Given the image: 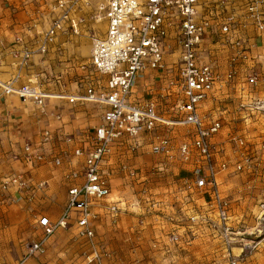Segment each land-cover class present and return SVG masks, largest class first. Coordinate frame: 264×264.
I'll return each mask as SVG.
<instances>
[{"label": "built area", "instance_id": "2783aa9c", "mask_svg": "<svg viewBox=\"0 0 264 264\" xmlns=\"http://www.w3.org/2000/svg\"><path fill=\"white\" fill-rule=\"evenodd\" d=\"M97 17L106 22V33L93 39L90 63L80 67L79 84L86 86L82 96L64 92L48 93L41 86L14 81L0 85L5 94H15L40 108L50 97L82 100L101 109L99 122L87 139L73 133L64 136L44 129L39 142H26L20 159L27 169L2 177L0 192L14 190L27 198L48 186L33 183L30 171L50 162L64 164V157L82 159L63 175L67 200L60 215H42L40 236L26 244L17 264L44 252L50 237L61 228L75 227L76 236L90 240L93 251L88 262L104 264L107 253L97 249L93 206L106 203L104 214L114 218L120 211V198L113 197V179L122 161L123 169L135 171L123 159L144 151L162 160L152 166L188 169L179 178L180 206L174 210L171 230L154 238L161 252L185 248L191 239L207 229L223 240L228 264H240L234 253L241 243L243 229L235 223L232 204L223 194L220 177L253 170L264 159V62L254 53L255 43L248 36L250 26L264 34V0H99ZM47 29L40 33L38 48L26 46L17 54L27 66L34 54L44 53L61 30L79 32L80 20L72 16L73 2L59 0ZM179 52L169 63L171 48ZM226 56L220 66L217 51ZM173 64H176L175 66ZM168 77L169 109L161 108L151 97H133L138 77L149 71L171 73ZM168 76V74H167ZM177 88V89H175ZM177 91L175 95L174 92ZM60 118V114L56 113ZM62 137V138H61ZM234 149L230 156V147ZM70 145L64 154L50 156L45 145L56 139ZM237 229V230H236Z\"/></svg>", "mask_w": 264, "mask_h": 264}, {"label": "rangeland", "instance_id": "374dc122", "mask_svg": "<svg viewBox=\"0 0 264 264\" xmlns=\"http://www.w3.org/2000/svg\"><path fill=\"white\" fill-rule=\"evenodd\" d=\"M58 1L9 0V17L17 20L18 23H25L26 31L44 30L48 27L51 18L57 14ZM67 1L73 2L72 16L76 12L77 15L74 17L81 22L78 33L84 35L90 33L87 40L93 44V39L100 37L98 29L103 32L105 26L104 21L97 17V6L100 1ZM79 9L84 10L79 12ZM86 23L89 25L86 26ZM98 23H101L100 27L97 26ZM84 29L89 30V33ZM66 34L77 33L68 31ZM176 48L172 46L167 55L169 63L176 62L178 59L179 52ZM224 58L225 66L226 56ZM157 75L160 76L157 77ZM168 77H171L174 82L177 81L175 69L171 73L149 71L140 75L135 85L137 84L140 89L144 88V98L151 97L159 103L161 108L169 109ZM174 93L176 95L177 91ZM94 109L99 114L94 116L92 125L99 122L101 114L100 109ZM221 139L229 148L230 146L225 144L228 139L224 137ZM233 149V147L229 149L230 156ZM114 160L117 170L113 176V197L120 198V211L114 218L102 223L98 228L102 229L100 237L108 251L106 264H228L223 240L214 234L212 229H207V233L202 237L191 239V243L189 245L187 243L185 248L175 249L176 252L172 250L163 253L153 245L155 237L165 236L171 230L172 222H174L172 216L177 214H174V210L178 212L181 204V192L178 191L181 186L179 178L189 174L188 169L177 167L169 169L167 166L164 169L152 168L162 159L148 151L133 155L130 159H123L124 163L133 166L135 175H132L129 169H123L120 159L114 158ZM220 182L223 194L232 204L235 223L243 227L238 229L242 233L240 237L242 240L241 243H236L234 253L240 254V264H264V159L251 171L233 172L230 168L221 175ZM14 194L9 202L2 203L5 207L23 202V194ZM35 196L30 199L34 205L37 203L38 207L42 208L47 204L44 197L42 200L35 201ZM32 228L38 229L35 224ZM61 229H72V235L64 242L58 253L57 250L54 251V255L63 261L60 263L90 264L86 263L89 256L88 248L74 234L75 227ZM21 244V242L15 246L11 244L9 248L0 250V264H17L26 251L25 245ZM38 261L36 258H31L27 264Z\"/></svg>", "mask_w": 264, "mask_h": 264}, {"label": "crops", "instance_id": "0c3cea01", "mask_svg": "<svg viewBox=\"0 0 264 264\" xmlns=\"http://www.w3.org/2000/svg\"><path fill=\"white\" fill-rule=\"evenodd\" d=\"M8 1L0 0V83L15 80L14 85L16 86L32 83L41 86L48 93L64 92L75 96L84 95L86 86L78 82L80 74L83 73L80 67L89 64L91 58L93 44L87 40L90 34L88 28L84 29L89 33L88 35L82 33L66 34L68 31H72L71 28L59 31L46 52L34 54L29 65H21L17 54L21 53L26 46L38 48L39 40L42 37L40 33L47 28L26 31L25 23H18L17 20L9 17L10 2ZM234 2L237 9L242 7L240 6L243 3L242 0H234ZM83 10L79 9L78 11ZM74 15H77L76 12H74L73 17ZM104 23L103 32L98 29L100 37L106 33V22L104 21ZM98 24L97 26L100 27L101 23ZM88 25L86 23V26ZM248 36L255 43L254 53L260 55V60L264 62V34L258 32L254 26H250ZM216 53L220 66L225 69L226 64L224 66L223 62L225 61V54L220 49ZM144 95V88L140 89L136 84L133 87V97L144 99ZM94 108L100 109L97 105L79 99L70 102L67 99L54 97L48 98L46 106L40 108L33 102L23 100L15 94H5L0 85V181L4 175L17 173L28 168L20 159L13 157L15 154L22 153L26 142H39L44 129H50L59 135L62 134V136L73 133L87 139L95 126L91 124L95 119L94 116L99 114ZM56 113L60 114V118L56 116ZM70 148V145L60 138L45 145V151L50 156L64 154ZM69 159L73 163L82 160L72 156L64 157L65 162L60 167H55L48 162L30 171L29 175L32 177L33 183L48 182V188L38 190L36 199H34L38 201L44 197L47 200V204L43 205L42 208L38 207L37 203L34 205L33 201H30L26 196H23V202L13 203L5 207L2 203L4 201L9 202L12 195H15V191L0 193V250L9 248L11 244L15 246L20 242L26 247L28 242L36 240L40 236L41 228L38 220L42 215L55 218L61 213L67 200V182L63 175L71 166ZM105 206V202L93 206V211L100 213L95 219L96 237L94 241L97 244V249L102 253L108 252L102 243L103 239L100 237L102 229H98L102 223L110 219L104 214ZM34 224L38 229L32 228ZM73 231L75 234L76 229ZM71 235L72 229H58L48 241L44 250L45 252L48 248L47 252L31 257L39 260L34 264H62L60 262L63 261L54 255V251L57 250L58 253ZM80 239L87 246L88 255H91L93 248L90 240ZM51 251L53 252L51 253ZM102 261L106 264V255L102 256Z\"/></svg>", "mask_w": 264, "mask_h": 264}, {"label": "bare ground", "instance_id": "6f19581e", "mask_svg": "<svg viewBox=\"0 0 264 264\" xmlns=\"http://www.w3.org/2000/svg\"><path fill=\"white\" fill-rule=\"evenodd\" d=\"M99 19H102L101 17H98Z\"/></svg>", "mask_w": 264, "mask_h": 264}]
</instances>
